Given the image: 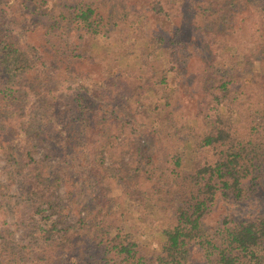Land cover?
Returning a JSON list of instances; mask_svg holds the SVG:
<instances>
[{
  "label": "trees",
  "instance_id": "obj_1",
  "mask_svg": "<svg viewBox=\"0 0 264 264\" xmlns=\"http://www.w3.org/2000/svg\"><path fill=\"white\" fill-rule=\"evenodd\" d=\"M18 1L23 11L12 14L11 24L28 30L29 21H38L42 32H39L38 43L29 42L24 32H14V27L4 20L10 14L9 7L0 6V119L6 123L5 129H0V147L5 162L14 166L12 171L20 172L17 187L29 203V217L37 215L43 222L51 215L54 219L45 227L36 226L38 233H35L41 240L37 250L30 247L25 250V245L6 241L2 245L4 255L17 257L20 264L22 261L30 264H190L191 246H194L203 264H264V212L241 220L232 218L233 226L223 227L209 238L203 229L206 216L216 202H240L252 197L255 191L264 192V143L252 134L256 130L260 135L264 133V0H250L258 10L250 25L252 32L257 33L252 36L248 54L232 52L233 45L237 46V51H243L237 40L226 32H244L246 26L237 31L226 28L224 16L230 12V0H211L212 8H205L211 15L208 21L202 20L206 26L212 19L217 20L207 31L202 30L200 20L194 18L190 22L186 18V29L196 28L203 39L206 37L213 45L218 43L219 60L216 61H224L215 69V77L219 78L215 85L217 94L212 91L214 78L201 70L197 71L199 76L194 74L202 97L195 104V120L186 122L185 127L193 134L196 121L201 128L197 135L200 146L205 147V153H211L208 156L201 153L189 167H183L180 156L171 154L170 159L175 164L171 168L164 165L161 148L152 145L154 136L148 134V138L142 137L143 144L138 149L148 162L152 160L153 166L149 169H145L146 162L141 167L131 168L120 140L123 127L112 126L116 123L111 119L117 120L119 110L126 113L139 109L142 116H147L154 135L158 136L154 120L160 119L166 125L168 119L169 136L180 140L183 125L171 124L172 116L178 113L175 110L178 102L157 99L155 94L169 70L160 57L161 53L166 54L161 45L169 49L173 36L166 43L162 35L138 38L137 33H133L134 38L127 44L113 50L111 67L100 65L107 60L108 44L91 41L89 48L96 79L94 91L87 94V87L82 85L81 90L68 84L74 57H85L74 51L80 49L85 35H98L105 21L114 18L117 0ZM186 1L159 0L158 10H163L167 16H183ZM132 10L139 12L140 8ZM167 57L174 62V58ZM228 57L231 62H227ZM213 66L214 63L209 62L204 69ZM237 92L257 97L250 115L253 118L251 136L244 143L232 140V133L221 118L226 108V104H222L225 95L230 98ZM26 94H31L34 101L28 102L24 111V145L14 149L8 140L21 131L17 127L22 122L23 112H18L20 116L14 122L10 119H14L17 106H26ZM210 99L217 103L214 109L219 112L215 116L208 112L202 114L204 109L200 108L210 103ZM147 100L155 101L154 108L142 111ZM167 115L171 118H166ZM185 137L183 145L191 146L189 137ZM39 149L43 156L37 160L35 154ZM107 157L114 158L120 170L119 191L113 197L114 202L137 199L144 188L148 189L152 200L173 197L171 225L155 231L143 229L145 238L155 243V247H143L128 234H120L113 222L118 220L116 212L105 203L110 202L109 198L98 202L99 209L94 207V215H81L89 209L87 205H96L90 199L97 198L99 187L105 193L108 191L107 186H103V182L111 178ZM54 166L56 168L50 170ZM24 168L29 170H22ZM154 174L160 180L157 189L151 187ZM61 184L66 189L64 204L57 195ZM64 209L72 216L75 214L80 224H60L57 217Z\"/></svg>",
  "mask_w": 264,
  "mask_h": 264
},
{
  "label": "rangeland",
  "instance_id": "obj_2",
  "mask_svg": "<svg viewBox=\"0 0 264 264\" xmlns=\"http://www.w3.org/2000/svg\"><path fill=\"white\" fill-rule=\"evenodd\" d=\"M232 3L229 7L230 12H226L224 19L226 21V28L229 30L237 31L241 26H246L244 32H226L231 37L235 38L239 43L242 51H237V46L233 45V53L236 54L245 53L248 54L251 52V40L252 36H256L257 32H252L253 28L250 26L256 17V11L258 10L257 5L251 3L250 0H230ZM118 6L115 11L114 18L111 20L105 21L103 26L100 28L102 30H98V35H85V39L82 43V46L79 50L74 51V54H82L83 59H78L79 57H74L73 63L71 65L72 75H70L69 85L76 89H82V85L88 88L87 94H90L94 91V80L96 79L95 74L96 71L93 69L94 64H92L91 57V49L89 48V44L91 41H97L99 43H107L108 49L110 52L107 54V60H103L100 64L103 67L105 65L111 67L113 61L111 60L110 55L113 53L118 47H123L130 38L133 37V33H137L138 38H142V36L149 37H158L162 35L167 39L173 36V44L169 49L164 48L163 44L161 45V50H164L167 56H171L170 58H174V62H170L168 57H164L166 54L161 53L160 57L163 58L162 62H166V68H169L165 74V81L161 82L159 79L158 86L156 87V97L157 99L164 98L165 100L169 98L171 102L177 101L179 107L175 110L178 113H175L172 118L171 124H176V127L183 125L184 130L183 135L180 140L176 139L175 136H169L170 128L167 126L169 124L168 119H166V125L160 119H155L153 126L157 129V135H154V129L148 122L146 115H141L139 109L136 112L127 110H119L118 118L111 119L116 124L112 126H122L123 133L120 136L121 144L125 149L124 155L131 161V168L136 166L141 167L143 162L148 163L145 166V169H149L153 166L152 160L150 162L147 161V158L143 154V152L138 149L142 147V137L148 138V134L150 136H154V140L152 145L161 148L163 156L161 157L165 166L175 167L174 161L170 159L171 154H175L180 156L181 163L183 167H189L191 164H194L196 158L204 153L206 156L210 155V151L205 153V147L200 146L199 137H197L198 133L201 131V128L196 125V121L194 122L193 128L195 132L190 134V132L185 128L187 127L186 122H191L194 115L195 104H198V100L202 97V92L200 91L198 85H200L199 81L196 78H193L194 74L200 75L198 70H201L203 74L210 75L213 79V88L212 91L214 94H217L215 91V85L218 83L219 78L215 77V69L218 68V64L224 62L218 56V43L214 44L211 40L205 39L199 35L198 30L195 29H186V18L188 17V21L193 22L194 18L200 20L202 25V30L207 31L212 28L211 24H217L216 19H212L210 25L206 26V24L202 20L208 21L211 19V15H208V10L212 8L211 0H187L185 6H183V16L180 14L179 16H167L163 10L159 11L158 7L161 6L159 4V0H117ZM163 3V2H162ZM6 6L7 14L4 20H8L10 23L9 26L12 28L15 25L11 24L13 22L12 14L20 13L23 11L22 6L20 5L18 0H1L0 6ZM138 7L140 8L139 12H133L132 8ZM208 9V10H205ZM105 10V8H104ZM211 14H214V11H210ZM191 15V16H190ZM209 17V19H208ZM183 18V19H181ZM37 19H34V21ZM182 20V21H181ZM187 21V22H188ZM30 22V28L32 30H22L19 27H14V32H24L25 36L28 38V41L36 44L39 42V32H42L40 29L41 24L39 25L38 21L34 23ZM182 22V23H181ZM185 22V23H184ZM141 28V30H139ZM207 34V32H204ZM108 51V50H107ZM245 55V54H244ZM85 58V59H84ZM209 62H213L214 66L211 69L205 70L206 64ZM227 62H231V58ZM227 65V64H226ZM165 66V65H164ZM236 66V65H235ZM163 67V64H162ZM164 68V67H163ZM242 67H239L241 70ZM68 71H66L67 73ZM240 71H237L239 73ZM193 81L192 83H190ZM211 83V81L209 82ZM21 94H19L20 98ZM235 97V99H231ZM27 104L25 107L17 106L15 108V113H13V118L10 119V115L8 114L7 118L12 120H16L19 118V113L23 112L22 122L18 123L21 131L15 134L10 140V144L14 149H20L24 145V139L26 135L22 131V127L24 128V121L26 120L24 111L27 109L28 102L34 101L31 94H26L24 96ZM257 97L250 98L248 95L243 96L241 93L231 94L230 98L225 95L224 101L220 97L222 104H226L225 110L222 112L221 118L223 124L231 131L234 139L233 141L238 142L242 141L244 143L251 136V124L253 123L251 118L252 108H254V101ZM144 100V99H143ZM210 103L206 104L205 107L200 106V108L204 109L205 112L209 114H213L215 116L216 112L215 104L216 101L209 100ZM158 102V101H157ZM144 110H152L155 105V101L147 100L144 103ZM158 104V103H157ZM25 105V102H24ZM19 112V113H18ZM163 115V114H162ZM167 115L166 118H168ZM171 118V116H169ZM199 121L201 119V114L199 116ZM181 120L183 123H181ZM258 120V119H255ZM178 121V122H177ZM4 124L1 130L5 129L3 127L6 126L4 120L0 119V125ZM106 126H109L108 122H105ZM19 130V129H18ZM260 130V129H259ZM264 132V129H262ZM254 137H258L259 140L264 143V133L260 135L259 131L256 130L252 133ZM186 136V137H185ZM199 136V135H198ZM188 138L191 141V146L183 145V138ZM0 137V141H1ZM149 150L147 149L146 152ZM43 156L42 149H39V152L35 154L37 160L41 159ZM5 158L3 156V149L0 147V264H20L17 260L18 258L13 255H4V251H2V245L6 241L12 242L17 246L25 245V250H28L29 247L31 249H38L41 245V240L37 237L36 233H38V229L36 226H42L48 224L51 219H54V216H50V218L43 222L42 220H38V216L34 215L33 218L29 217V204L24 200V195H21L17 183L20 179V172L17 170L12 171L14 166L10 163L5 162ZM55 161V159H52ZM106 165L109 168V173L111 174V178H108L103 182V186H107L108 191L105 193L99 187L97 198L90 199L91 202H94L96 205H87L89 209L81 212L83 214H91L94 215V207L99 209L98 202L102 203V200L110 199V202H105L107 207L111 206L112 210L116 212V216L118 220L113 221L115 226L120 229V234H128L130 239L136 240L143 247L150 248L155 247L156 244L149 242L147 238H145L143 234V229L148 228L149 230L155 231L163 228L164 226L171 225L172 222V208L173 197L167 196L163 198H158L155 200L150 199L148 189L144 188L141 194L138 195L137 199L128 200L121 199L119 202H114L113 197L118 195V174L120 170L114 163V158L107 157ZM185 165V166H184ZM180 167V166H179ZM178 167V168H179ZM56 166L51 168L50 170H54ZM160 169V167L158 166ZM22 170H29L28 168H24ZM22 172V171H21ZM154 184L151 185L152 188L157 189L159 185V177L157 174H154L153 177ZM163 190L166 187H162ZM101 189V190H100ZM64 184H61L59 190L57 191L58 197L61 200V203H66V197L64 194L65 191ZM101 197H104L103 199ZM260 197V198H259ZM120 198V197H119ZM264 212V192H253L252 197L240 201H219L216 202L215 206L210 210V213L206 216V219L203 224V229L205 235L209 237L214 236L215 233H219V230H222L223 227H231L233 226V222L230 221L232 218L241 220L248 217L256 216L258 214ZM31 213V212H30ZM61 216L57 217L58 222L60 224H66L67 222H72L74 224H80V222L76 221L78 217L74 214V216L70 215L66 209L59 213ZM225 218L227 222L225 221ZM197 247V246H196ZM191 259L192 262L190 264H203L201 256L198 250L191 246ZM200 257V258H199ZM21 264H30L28 261H22Z\"/></svg>",
  "mask_w": 264,
  "mask_h": 264
}]
</instances>
